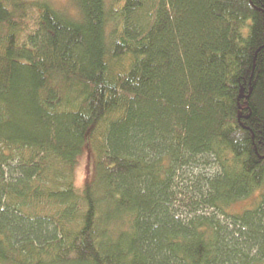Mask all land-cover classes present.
Listing matches in <instances>:
<instances>
[{"label":"trees","instance_id":"1","mask_svg":"<svg viewBox=\"0 0 264 264\" xmlns=\"http://www.w3.org/2000/svg\"><path fill=\"white\" fill-rule=\"evenodd\" d=\"M67 4L0 0V264H264V0Z\"/></svg>","mask_w":264,"mask_h":264},{"label":"rangeland","instance_id":"2","mask_svg":"<svg viewBox=\"0 0 264 264\" xmlns=\"http://www.w3.org/2000/svg\"><path fill=\"white\" fill-rule=\"evenodd\" d=\"M55 6L62 8L65 6L68 8L70 12H75L74 6L69 7L68 2L69 0H50ZM90 169V157L89 154L85 151L83 155L80 157L79 162H78V167H77V174H78V181L82 179L84 174ZM258 198V193H254L253 195L249 196L248 198L242 199L239 201L235 209L240 211L243 209H248L253 207V205L256 203V199Z\"/></svg>","mask_w":264,"mask_h":264}]
</instances>
